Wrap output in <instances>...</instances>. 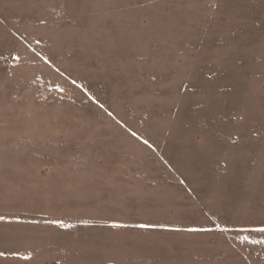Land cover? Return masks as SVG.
Instances as JSON below:
<instances>
[{
  "label": "rangeland",
  "instance_id": "obj_1",
  "mask_svg": "<svg viewBox=\"0 0 264 264\" xmlns=\"http://www.w3.org/2000/svg\"><path fill=\"white\" fill-rule=\"evenodd\" d=\"M0 264H264V0H0Z\"/></svg>",
  "mask_w": 264,
  "mask_h": 264
},
{
  "label": "crops",
  "instance_id": "obj_2",
  "mask_svg": "<svg viewBox=\"0 0 264 264\" xmlns=\"http://www.w3.org/2000/svg\"><path fill=\"white\" fill-rule=\"evenodd\" d=\"M159 197H167L165 194H159ZM173 202L174 203H176L175 201H172L171 203H169L170 204V207H172V208H175V205L173 204ZM136 205H139V204H136ZM155 207H159V206H155ZM120 209H119V212H122V211H124V213H133L134 214V212H135V206L133 205V206H130V208L128 209V208H126V207H123V206H120L119 207ZM160 208V207H159ZM118 209V208H117ZM155 211V213H166V209L164 208V207H161V209H157V210H154ZM138 219V218H137ZM137 219H135V220H131L130 222H127L128 224H129V228H131L132 230H135V231H138V232H142V231H145L146 233H147V235L149 236V233L147 232L148 231V228L147 227H151V224L150 223H148V224H146V223H144L143 222V220L142 221H138ZM139 222V223H138ZM125 225V224H124ZM152 226H153V224H152ZM153 227H155V226H153ZM112 228H115L114 226H112ZM124 229H126V228H124ZM151 236V235H150ZM138 240H139V242H141V243H146V244H151V245H153V244H161L158 240H154V241H152V242H150V240H146V241H144V240H141L140 238H138ZM157 242V243H156ZM163 244H167L166 242H162ZM116 244V243H115ZM138 244V243H137ZM114 245V244H113ZM117 245H119L118 243H117ZM121 245V244H120ZM122 247V249H121V251L123 250V255H124V253H126V252H129L128 251V248L127 247H123V246H121Z\"/></svg>",
  "mask_w": 264,
  "mask_h": 264
}]
</instances>
